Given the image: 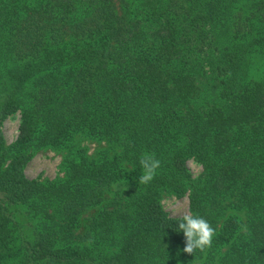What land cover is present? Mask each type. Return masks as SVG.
<instances>
[{"label": "trees", "instance_id": "1", "mask_svg": "<svg viewBox=\"0 0 264 264\" xmlns=\"http://www.w3.org/2000/svg\"><path fill=\"white\" fill-rule=\"evenodd\" d=\"M254 55L264 0H0V264H264ZM45 148L63 176L27 178ZM145 152L161 164L139 184ZM164 192L216 230L205 252H183Z\"/></svg>", "mask_w": 264, "mask_h": 264}, {"label": "rangeland", "instance_id": "2", "mask_svg": "<svg viewBox=\"0 0 264 264\" xmlns=\"http://www.w3.org/2000/svg\"><path fill=\"white\" fill-rule=\"evenodd\" d=\"M252 78L260 79L264 75V60L259 55L252 57V65L250 69ZM19 124V114L15 113L8 116L2 123V132L5 140V144H11L17 137ZM85 143V142H84ZM88 152H95L99 149L101 144H97L95 141L86 142ZM62 157L59 151L52 150L50 148L39 149L34 151L31 159L26 163L24 167V174L29 179L37 180H54L61 178L64 174V170L61 165ZM187 166L192 176H197L201 172V167L193 160L187 161ZM161 205L166 213L171 217H181L185 213H189L188 210V198L186 195L182 197H176L171 192H164L161 195ZM99 206L90 209L85 214V219L82 224L86 223V219L94 215ZM80 229H82L80 227Z\"/></svg>", "mask_w": 264, "mask_h": 264}, {"label": "clouds", "instance_id": "3", "mask_svg": "<svg viewBox=\"0 0 264 264\" xmlns=\"http://www.w3.org/2000/svg\"><path fill=\"white\" fill-rule=\"evenodd\" d=\"M139 164L141 166L139 184H148L156 176L161 162L156 158L155 153L145 152L141 155ZM178 228L185 239L183 252L192 255L197 250L203 253L210 248L213 237L216 235V230L211 224L198 214H183L179 219Z\"/></svg>", "mask_w": 264, "mask_h": 264}]
</instances>
